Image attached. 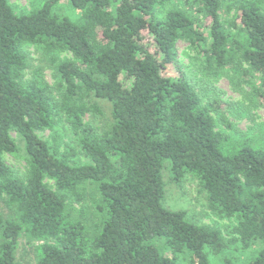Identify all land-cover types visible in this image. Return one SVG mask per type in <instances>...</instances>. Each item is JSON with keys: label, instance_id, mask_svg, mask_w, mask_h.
Here are the masks:
<instances>
[{"label": "trees", "instance_id": "1", "mask_svg": "<svg viewBox=\"0 0 264 264\" xmlns=\"http://www.w3.org/2000/svg\"><path fill=\"white\" fill-rule=\"evenodd\" d=\"M63 1L16 13L0 0V264H22V237L39 243L37 264H212L235 247L255 253L222 264H264V150L217 130L213 113L229 121L217 100L203 103L178 52L188 43L215 77L258 75L264 107V0H70L78 22L55 13ZM30 47L50 55L56 84L30 75ZM98 101L111 105L104 128L88 120ZM60 125L89 163L40 136ZM21 151L24 177L5 159ZM167 161L178 186L198 180L235 237L163 205ZM87 185L101 196L92 229L71 214Z\"/></svg>", "mask_w": 264, "mask_h": 264}, {"label": "rangeland", "instance_id": "2", "mask_svg": "<svg viewBox=\"0 0 264 264\" xmlns=\"http://www.w3.org/2000/svg\"><path fill=\"white\" fill-rule=\"evenodd\" d=\"M16 13H26L38 8L45 0H9ZM184 5V0L179 2ZM59 16L69 17L78 22L80 15L75 10L70 0L61 2L55 9ZM234 12L230 14L233 18ZM202 20V16H198ZM30 75L31 71L37 68L42 69L46 80L51 84H56L55 65L48 53L43 49L30 47ZM179 59L182 64V70L188 74V78L195 86L196 91L201 96L203 103L208 104L214 100L218 101L229 124L224 123L221 114L213 113L217 130L230 136L236 143L253 142L256 147L264 150V107L254 93V86L259 83L258 75L242 76L233 71L223 72L219 77L212 74L203 73L205 66L200 58H197L195 52L189 48L188 43H178ZM58 59L71 58L68 53L59 55ZM172 77H178L179 73L175 68H171L169 73ZM94 102V101H93ZM101 113L91 115L88 120L97 128H104L109 121L111 105L105 101H98ZM16 137V133H13ZM40 136L51 143H58L62 152L69 148H75L77 155L74 157L76 164L83 165L89 163V159L83 154L79 146L77 137L67 125H60L55 131L40 132ZM22 149V142L18 140ZM7 164H9L17 173L24 177L27 168V159L23 151L16 155H6ZM167 163L166 173V197L163 205L173 211H187L188 220L196 224H204L220 228L228 239L235 237L233 227L235 222L229 219L217 217L209 208L206 193L203 192L198 180L192 176H186L183 183L178 186L171 181V172L169 170V161ZM165 179V178H164ZM87 201L81 205L74 204L72 216L75 219H85L86 224L92 229V226L99 222L100 214L97 204L101 201V196L96 185H87ZM80 211H83V218ZM39 243H30L26 237H22L17 250V259L22 264H37L38 252L36 247ZM255 253V252H253ZM253 253L241 252L237 247L224 252L219 256H211L212 264H222L225 258L235 257L242 263L248 261ZM179 264H190L188 256L179 259Z\"/></svg>", "mask_w": 264, "mask_h": 264}]
</instances>
